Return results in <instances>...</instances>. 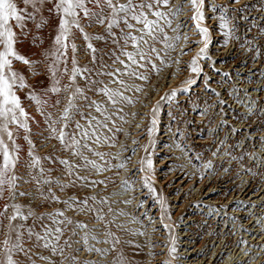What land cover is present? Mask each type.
Masks as SVG:
<instances>
[{
	"label": "rangeland",
	"instance_id": "obj_1",
	"mask_svg": "<svg viewBox=\"0 0 264 264\" xmlns=\"http://www.w3.org/2000/svg\"><path fill=\"white\" fill-rule=\"evenodd\" d=\"M175 1L177 0H172L173 5ZM208 2L229 5L226 15L230 19L235 18L233 23L236 28L233 35L228 38V43H224L218 21L214 19L219 16V10L212 12L210 8H206L205 14L212 18L204 23L207 24L208 21V25L214 31L213 35L210 33L208 48L210 59L199 61L203 67V74L196 78L197 83L191 86L189 92L178 93L171 103L167 100L161 102V110L157 114V129L151 138L155 141V146H149L145 152L141 145L149 144L147 128L150 125L153 104L172 88L181 87V82L193 75L188 71L187 65L196 51L202 47V44L192 42L185 45L183 35H187L190 41H197L200 37L192 27V22L187 19L191 15L190 6L184 5L183 11L173 19L172 25L176 28L178 23L183 22L184 26L179 29L181 39L174 50H168L166 56L161 53L165 56V61L163 64L156 61L159 70H152V77L150 73L144 72L147 76L144 92L136 90L140 79L127 75L120 77L125 84L119 86V90L124 92L125 96L131 97L133 103L122 102L115 108L110 104L105 105L113 113L117 108H123L120 114L125 116L127 122L114 115L115 127L121 130L113 132L102 130L114 139L115 146L108 147L102 143L93 147L107 153L105 160L111 166L107 171L99 173L91 170L90 166L89 169L76 170L78 175L88 177V181L76 180L74 176L68 177L65 175L64 166L51 159H43L46 156L55 158L56 161L67 158L74 163H81L64 150L58 139L52 138L44 117L36 110L35 102L28 98L30 91L40 93L46 86H50L51 81L45 72L44 64L39 65V75L34 76L25 72L31 88L17 90L22 106L34 117L29 121L31 131L27 135L36 146L35 154L42 158L41 165L46 169L45 175H49L47 169L51 168L53 171L50 175L66 185L61 191L53 184V192L61 200L75 198L83 201L87 197L95 196L96 200H89L88 207L101 210L105 221L108 222V230L120 239L119 247L131 264H164L165 261H168V264H264V33H261V29L264 28V0H239L238 3H233L232 0ZM180 3L182 0L177 2ZM45 15L47 16V12ZM50 20L51 26L41 29L39 33L43 36L45 47L49 45L50 37L55 32V17L52 16ZM86 31L99 32V28H87ZM168 34L174 36L178 33L169 30ZM75 42L79 49L76 54L77 60L80 65L91 70L89 75L108 83L109 87H118L110 83L109 77L97 74L103 70L110 71L113 67H120L113 65L111 58L104 54L111 48V42L93 41L98 49V62L95 64L91 62L90 54L84 49V42L79 38ZM16 47L21 54L31 59L38 58L39 47L33 44L31 37L21 38ZM181 49L184 51L183 55ZM101 63L108 67L102 69ZM68 66L71 68L70 62ZM14 67L25 68L20 62L15 63ZM149 69L151 70V68L147 70ZM224 73L228 75L225 76ZM206 77L209 78L207 89L204 83ZM149 79L152 81H148ZM63 82L67 83L66 78ZM77 83L83 86L85 82L78 77ZM212 89H215L219 96L215 95ZM192 93H195L196 99L198 97L200 101H206L209 108L206 109L207 106L204 107L203 102L200 106L195 104L196 107L192 108L189 105L192 102L194 104ZM88 95L92 99L103 100L98 93L89 92ZM139 97H142L141 101ZM56 98L55 95L49 97V104ZM137 100L141 108L135 107L133 110L132 107L138 103ZM219 100H223L224 104H219ZM175 101L184 104L182 113L173 105ZM245 110L249 112H244ZM49 111L58 114V109L46 107L45 112ZM84 111L97 115L93 109ZM169 112L172 116L168 115ZM206 115L210 117L204 121ZM81 123L84 121L81 120ZM238 126L242 129L235 128ZM11 127L17 143L22 146L21 162L17 166V171L27 180L29 169L25 167V163L28 159V144L23 139L26 133L21 129L17 136L15 126ZM109 127H112L111 123ZM68 130L71 131V127ZM134 140L138 143H133ZM177 144L180 147H177ZM228 149L231 155L224 160V153ZM219 150L220 155L215 157L214 153L217 154ZM85 154L90 159H96L98 163H104L91 153ZM148 154L152 156L153 170L149 172L146 169L145 172H140L139 159ZM209 155L211 159L208 158ZM203 156L204 160H201ZM236 156L237 163L233 162ZM217 158L219 160L218 164H215L216 167L213 164ZM205 159L211 160L214 170L212 167H205ZM239 162L245 167L244 172H240L242 166ZM120 163H124L125 166L123 168L115 166ZM39 167L40 165L32 170L33 174L39 176ZM145 175L150 177L152 187L155 189L154 194L142 186ZM152 178H155L156 182ZM92 180L105 182L94 187L87 186ZM212 185H215L213 189L217 190L216 194L205 197ZM20 187L29 191L31 195L17 196V202L23 204L31 202L33 207L39 206L37 211L63 209L66 216L88 223L89 229L94 230L101 240L105 238L103 222L97 221L94 213L85 214L78 209H69L64 204L45 202L36 193L35 185L32 183L21 182ZM41 187L46 192L48 186ZM246 188L247 190L243 192ZM252 194L259 196L250 199ZM101 198H106L107 203L101 204ZM257 198L259 200L255 201ZM160 200L164 202L163 209ZM3 203L4 201L0 200V204ZM185 203L186 207L183 208ZM161 216L167 222V227L162 225ZM28 223L30 224L31 220ZM4 224H7V220ZM71 228L70 225L69 229ZM183 228L186 230L182 234L179 233ZM76 231V236H71L70 231L64 233L65 237L70 238L72 247L64 248L63 255H60L59 250L53 253L50 248L33 247L34 241L26 239L25 247L32 248L29 253L31 260L35 264H84L85 261L106 264L110 257L95 251L90 253L84 251L80 239L84 230ZM187 231L189 234L186 236L184 234ZM2 239L3 235L0 233V241ZM89 243L94 247H109L91 240ZM224 243L225 246L222 247ZM60 246L64 247L63 238ZM172 247H175V252H170ZM41 256L45 259H41ZM72 256L77 257V262L72 261ZM14 258L19 260V264H28V259L23 253L14 254Z\"/></svg>",
	"mask_w": 264,
	"mask_h": 264
},
{
	"label": "snow or ice",
	"instance_id": "obj_2",
	"mask_svg": "<svg viewBox=\"0 0 264 264\" xmlns=\"http://www.w3.org/2000/svg\"><path fill=\"white\" fill-rule=\"evenodd\" d=\"M232 2L238 3L239 0H232ZM184 5L190 6L191 15L187 19L192 22V27L200 37L197 41H190L187 35H183L185 45L192 42L202 44V47L196 51L187 65L188 71L193 75L182 81L181 87L172 88L153 104L150 125L147 128L149 144L141 145L145 152L149 146H155V141L151 138L157 129V114L161 110V102L167 100L171 103L178 93L189 92L191 86L197 83L196 78L203 74V67L199 61L210 59L208 55L211 40L210 28L204 22L212 17L206 16L205 9L210 8L212 12L219 10V16L214 19L218 21L224 43L227 44L228 38L233 35L236 28L233 23L235 18L230 19L226 15L229 5L209 3L208 0H182V3L176 5L172 4V0H0V200L4 201L0 204V233L3 235L0 241V264H19V260L14 258V254L19 253L25 255L28 264H35L29 256L32 248L25 247L26 239L34 241L33 247L50 248L53 253L59 250L60 255H63L64 248L72 247L70 238L65 237L64 233L70 231L71 236H76L77 229L84 230L80 237L84 251L89 253L95 251L110 257L106 264H131L119 247L120 239L108 230V222L105 221L101 210L88 207L89 200H96L95 196L87 197L83 201L75 198L61 200L53 192V184L57 185L61 191L66 185L50 175L53 171L51 168L47 169L49 175H45L46 169L41 165L42 158L35 154L36 146L27 135L31 131L29 121L34 117L22 106L17 90L31 88L25 72L34 76L39 75L38 68L43 63L51 81L50 86H46L40 93L30 91L28 98L35 102L36 110L44 117L52 138L58 139L64 150L81 163H74L67 158L56 161L55 158L46 156L43 159H51L64 166L65 175L68 177L74 176L76 180L88 181V177L78 175L76 170L89 169L90 166L91 170L99 173L107 171L111 166L105 160L107 153L93 147V145L100 146L102 143L108 147L115 146L114 139L102 130L107 132L121 130L115 127L114 115L121 121L127 122L125 116L120 114L123 108H117L113 113L105 105L110 104L115 108L122 102L133 103L131 97L125 96L124 92L119 90V86L125 84L120 77L127 75L146 80L147 76L140 71L141 69L159 70L156 61L163 64L168 50H174L181 39L179 29L184 26L183 22L178 23L176 28L172 25L173 19L181 14ZM52 16L55 17V32L50 37L49 45L45 47L43 36L39 33L41 29L51 26ZM92 27L102 31H86L87 28ZM169 30L178 34L170 36ZM261 33H264V28L261 29ZM27 37H31L33 44L39 47L37 59H31L17 50L18 40ZM77 38L84 42V49L90 54V60L94 64L98 62V49L93 41L111 42V48L104 54L111 58L113 65L120 67H113L110 71L103 70L97 74L109 77L110 83L118 87H109L102 80L92 78L89 75L91 70L87 66L80 65L76 55L79 50L75 42ZM162 52L165 56L161 55ZM183 54L184 51L181 49V55ZM17 62L22 63L25 68H15L14 64ZM69 62L71 68L68 66ZM101 67L106 69L108 65L101 63ZM224 75L228 74L224 73ZM78 77L85 82L83 86L77 83ZM65 78L67 83L63 82ZM204 83L207 89L209 78L206 77ZM136 90L140 91L139 88ZM211 91L219 96L215 89ZM89 92L100 94L103 100L92 99L88 95ZM53 95L57 98L49 104V97ZM218 103L223 105L224 101L219 100ZM46 107L58 109V114L51 111L45 112ZM84 109H93L97 115L85 112ZM168 115L172 116V113L169 112ZM81 120L84 123H81ZM110 123L112 127H109ZM11 126H15L17 136L21 129L26 133L23 139L28 144V159L25 163V167L29 169L27 180L17 171V166L21 162L22 146L17 143ZM70 127L71 131L68 130ZM133 143L138 141L134 140ZM177 147L180 145L177 144ZM86 152L104 163L90 159ZM139 164L140 172H145L146 169L151 172L153 170L151 154L141 157ZM38 165H40L39 176L32 171ZM115 166L123 168L125 164L120 163ZM205 167L211 168L212 162L208 161ZM21 182L34 184L36 193L45 202L64 204L69 209H78L85 214L94 213V218L103 222L105 238L101 240L94 230L89 229L88 223L66 216L63 209L37 211L39 206L33 207L31 202L28 204L17 202V196L31 195L26 189H21ZM104 182L92 180L87 186L94 187ZM124 183L127 184V181ZM41 185L48 186L46 192ZM142 186L149 192L155 193L148 175L143 176ZM125 202L130 203V201ZM159 202L163 209V200ZM100 203H107L106 198H101ZM5 220L7 224H4ZM29 220H31L30 224ZM70 225L71 229H69ZM62 238L64 247L60 246ZM90 240L109 245V247H94L90 245ZM170 252H175V247L170 248ZM40 258L45 259L43 256ZM71 259L77 262V257L72 256ZM84 264H95V262L85 261ZM164 264H168V261Z\"/></svg>",
	"mask_w": 264,
	"mask_h": 264
},
{
	"label": "bare ground",
	"instance_id": "obj_3",
	"mask_svg": "<svg viewBox=\"0 0 264 264\" xmlns=\"http://www.w3.org/2000/svg\"><path fill=\"white\" fill-rule=\"evenodd\" d=\"M179 0H177V1H175V4H177V2H178ZM174 4V5H175ZM227 11V10H226ZM188 15V14H187ZM207 16V15H206ZM208 21H207V24H205L207 27H209L210 28V26L208 25ZM99 31H102V29H99ZM213 30L210 28V33L213 35ZM85 60V59H84ZM217 70H220V69H217ZM144 72H147V73H150L151 75V77H152V73H153V71L152 70H147L146 69V71H145V69H143V71H142V73L144 74ZM148 81H152L151 79H149ZM170 81H172V79L170 80ZM169 81V82H170ZM108 84V83H107ZM146 84H147V81L146 80H140L139 81V84H138V88L140 89V91H142V93L144 92V89L146 88ZM170 85H171V83H170ZM109 86V85H108ZM194 94L195 93H192V98L194 99V104H193V102L191 103V104H189L190 106H192V108H195L196 107V105L195 104H198L197 106H200V104L203 102V101H200L199 99H198V97H197V99H196V97L194 96ZM140 96H142V95H140ZM139 101H141V99H142V97H139ZM138 100H137V102L138 103H135V105H133V110H134V108L135 107H139V104H140V102H139ZM193 104V105H192ZM207 104V102L206 101H204L203 102V105H204V107L205 106H207L206 107V109H208L209 108V105H206ZM173 105H175V108H178L179 110V112H181L182 113V110H183V108H184V104H182V103H180L179 104V102L178 101H175V102H173ZM139 108H141V107H139ZM170 109H171V107H169ZM132 110V111H133ZM136 110V109H135ZM244 112H249V111H244ZM209 115H206V116H204V118L205 119H203L204 121H206V120H209ZM203 118V117H202ZM228 121V120H227ZM244 127V126H243ZM220 128V127H219ZM235 128H237V129H242L241 128V126H238V127H235ZM184 129H186V127L184 128ZM212 129H213V127H212ZM184 132V131H183ZM194 133H196V132H194ZM257 136V135H256ZM200 150V149H199ZM200 152H202L203 154H204V152L203 151H200ZM197 153V152H196ZM220 155V150H219V152L217 153V154H215L214 156L216 157H218ZM231 155V152L229 151V149L228 150H226V153H224V160H227V158H228V156H230ZM208 158H210L211 159V157H210V155H209V157ZM233 158V157H232ZM209 159V161H211ZM234 159L235 160H233V162H235V163H237L238 162V158H237V156L236 157H234ZM201 160H204V156H203V158L201 159ZM206 161H205V163L207 164V159H205ZM218 160H219V158H217V160H216V162H214V164H213V166L216 164H218ZM240 163V162H239ZM215 165V166H216ZM240 165L242 166V170L240 171V172H244V170H245V167L243 166V164L242 163H240ZM217 167V166H216ZM212 169H213V167H212ZM215 169V168H214ZM213 169V170H214ZM216 171V170H215ZM214 173V172H213ZM242 174V173H241ZM215 176H217V172H215ZM213 178H215V177H213ZM152 180L154 181V182H156V179L155 178H152ZM212 181V180H211ZM211 183V182H210ZM246 185V184H245ZM215 185H212V186H210V188L208 189V191L206 192V194H205V197H209V196H211V195H215L216 194V192H217V190L215 191L214 189H213V187H214ZM247 190V188L243 191V192H245ZM215 191V192H214ZM201 195V194H200ZM259 196V194H252L251 195V197H250V199H252L253 197H258ZM193 197V196H192ZM213 198V197H212ZM257 200H259L258 198L255 200V201H257ZM180 207V206H179ZM186 207V203L183 205V208H185ZM183 211H184V209H183ZM238 212V211H237ZM186 213H187V210H186ZM179 214V213H178ZM181 214H183L182 212H181ZM217 214V213H216ZM178 216H180V215H178ZM177 216V217H178ZM181 219V218H180ZM160 221H162V225L164 224V225H166V221L164 220V218H163V216H161V220ZM186 230V228H183V230L182 231H180L179 233H183L184 231ZM180 234V235H181ZM189 234V231H187L184 235H188ZM179 235V234H178ZM175 243V242H174ZM220 245H218V247H219ZM223 246H225V243L222 245V247ZM164 249V248H163ZM226 251V250H225ZM126 252V251H125Z\"/></svg>",
	"mask_w": 264,
	"mask_h": 264
}]
</instances>
